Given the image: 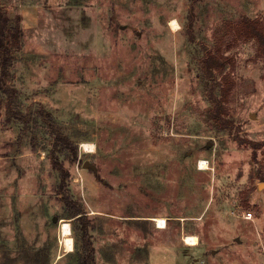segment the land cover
I'll list each match as a JSON object with an SVG mask.
<instances>
[{
    "label": "rangeland",
    "instance_id": "374dc122",
    "mask_svg": "<svg viewBox=\"0 0 264 264\" xmlns=\"http://www.w3.org/2000/svg\"><path fill=\"white\" fill-rule=\"evenodd\" d=\"M24 4L37 6L39 27L24 37L11 84L23 111L42 103L77 145L69 189L87 212L96 264H264V146L254 161L244 143L264 142V57L252 40L220 44L233 62L224 107L236 141L214 134L197 76L215 29L264 22V0H4L11 15ZM30 137L0 108V264H73L78 232L71 219L53 221L58 175L47 141L34 150ZM147 217L166 219L163 241L184 233L199 246L159 247Z\"/></svg>",
    "mask_w": 264,
    "mask_h": 264
},
{
    "label": "trees",
    "instance_id": "16d2710c",
    "mask_svg": "<svg viewBox=\"0 0 264 264\" xmlns=\"http://www.w3.org/2000/svg\"><path fill=\"white\" fill-rule=\"evenodd\" d=\"M22 17L19 13L11 15L0 0V108L4 109V117L8 123L14 124L23 134L31 133L30 141L34 150L40 141H47L45 152L52 170L57 173L55 193L62 202V214L57 219H71L75 241V260L73 264H96L95 248L91 234L90 221L83 204L75 200L70 193L72 182L68 167L78 158V148L67 133L56 122L53 112L38 102L34 108L23 111L20 107L19 91L11 84L15 75V64L24 45ZM214 50L207 51L199 59L197 76L203 85L204 97L208 102L206 118L212 124L215 135L229 134L236 137V125L227 110L225 101L230 90V78L226 73L228 65H233L232 58L220 52L221 42L233 43L239 39L252 40L257 45V54L264 57V22L259 19L241 17L238 22L226 21L214 32ZM221 74V81L215 83V75ZM212 80V83H209ZM41 135L42 140H38ZM252 149V159L257 161L256 150L264 146V142L245 141ZM37 144V145H36ZM264 182V175H259ZM247 204V203H246ZM78 244V243H77ZM73 250V251H74ZM71 251V252H73ZM69 252V253H71ZM68 254V253H67ZM66 256V255H64ZM60 257L58 260H61ZM57 262V261H56ZM56 262L54 264H56ZM47 264H53V260Z\"/></svg>",
    "mask_w": 264,
    "mask_h": 264
},
{
    "label": "crops",
    "instance_id": "0c3cea01",
    "mask_svg": "<svg viewBox=\"0 0 264 264\" xmlns=\"http://www.w3.org/2000/svg\"><path fill=\"white\" fill-rule=\"evenodd\" d=\"M19 14L22 17L21 23H22V28H23L25 36L27 35L28 32H31V31L34 32L37 30V28L39 27L38 26L39 25V18H38L37 6H35L34 4H24V5L20 6ZM145 220L149 221V223H147V224H149V226H151V228L154 229L160 235V238L163 237L162 241L158 242V246L161 248H164L168 245L169 246L173 245L174 247L186 246V247H190V248L199 246V241L197 242L196 245L189 246V245L184 244L182 242V237H184V235H185L184 233L182 236H180L179 234L176 235L175 237L170 236L169 240H167V242L163 241V239H165L164 235L167 232V225H165V227L157 228L154 225L153 218L147 217V218H145ZM190 236H195L197 238L196 235H190ZM201 255H203V254L201 253ZM60 257H62V255H58L56 260H54V262L57 261ZM195 261H197V260H195Z\"/></svg>",
    "mask_w": 264,
    "mask_h": 264
},
{
    "label": "bare ground",
    "instance_id": "6f19581e",
    "mask_svg": "<svg viewBox=\"0 0 264 264\" xmlns=\"http://www.w3.org/2000/svg\"><path fill=\"white\" fill-rule=\"evenodd\" d=\"M169 27L173 32H176L179 28V24L175 19H171L169 21ZM82 147L84 148V151L87 153H92L94 152V146L91 143H83ZM200 166L201 168H205L206 163L204 162H200ZM157 220L162 221V219L157 218ZM60 243L62 245V247L64 248V251L69 253L73 250V239L71 238V232H70V226L67 222H61L60 224ZM192 241L194 242L193 244H195L197 238L195 236H192Z\"/></svg>",
    "mask_w": 264,
    "mask_h": 264
},
{
    "label": "built area",
    "instance_id": "2783aa9c",
    "mask_svg": "<svg viewBox=\"0 0 264 264\" xmlns=\"http://www.w3.org/2000/svg\"><path fill=\"white\" fill-rule=\"evenodd\" d=\"M81 149L84 150V148L82 147L81 145ZM200 163V162H199ZM242 217L243 219L245 220H252V213L247 211V212H244L242 214ZM153 222H154V225L157 227V228H161V227H165L166 225V219L162 218V221L159 222V220H157V218H153ZM192 236H184L182 237V242L186 245H196L198 240H196L195 244H193L194 242L192 241Z\"/></svg>",
    "mask_w": 264,
    "mask_h": 264
},
{
    "label": "water",
    "instance_id": "95a60500",
    "mask_svg": "<svg viewBox=\"0 0 264 264\" xmlns=\"http://www.w3.org/2000/svg\"><path fill=\"white\" fill-rule=\"evenodd\" d=\"M92 167L88 162H84L83 163V168H90ZM264 186V182H261L259 185H258V188L260 187H263ZM53 221H58L57 218H53Z\"/></svg>",
    "mask_w": 264,
    "mask_h": 264
}]
</instances>
